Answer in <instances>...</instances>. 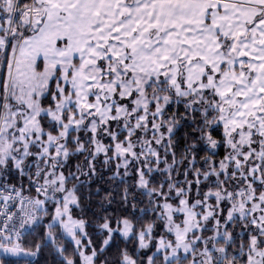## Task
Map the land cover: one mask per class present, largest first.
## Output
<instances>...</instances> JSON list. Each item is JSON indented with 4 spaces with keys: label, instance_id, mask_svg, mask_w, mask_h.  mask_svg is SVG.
<instances>
[{
    "label": "snow or ice",
    "instance_id": "snow-or-ice-1",
    "mask_svg": "<svg viewBox=\"0 0 264 264\" xmlns=\"http://www.w3.org/2000/svg\"><path fill=\"white\" fill-rule=\"evenodd\" d=\"M46 252L264 264V0H0V264Z\"/></svg>",
    "mask_w": 264,
    "mask_h": 264
},
{
    "label": "trees",
    "instance_id": "trees-1",
    "mask_svg": "<svg viewBox=\"0 0 264 264\" xmlns=\"http://www.w3.org/2000/svg\"><path fill=\"white\" fill-rule=\"evenodd\" d=\"M179 135H182V133H180ZM223 150L221 149V152ZM40 259V264H52V257L49 256V254L46 252L44 253V255L42 257L39 258Z\"/></svg>",
    "mask_w": 264,
    "mask_h": 264
}]
</instances>
